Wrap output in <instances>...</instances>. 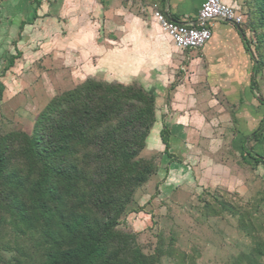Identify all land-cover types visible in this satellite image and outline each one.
Segmentation results:
<instances>
[{"label":"trees","instance_id":"1","mask_svg":"<svg viewBox=\"0 0 264 264\" xmlns=\"http://www.w3.org/2000/svg\"><path fill=\"white\" fill-rule=\"evenodd\" d=\"M242 4L257 74L264 70V0ZM155 98L135 82L86 79L53 97L29 134L0 135V264H158L167 255L160 245L144 254L136 234L118 228L159 170L154 158L140 156L156 123ZM159 136L162 154L175 159L168 128ZM246 154L245 163L264 165V157ZM6 232L27 238L34 253L16 248L5 259ZM239 258L264 264V245Z\"/></svg>","mask_w":264,"mask_h":264},{"label":"rangeland","instance_id":"2","mask_svg":"<svg viewBox=\"0 0 264 264\" xmlns=\"http://www.w3.org/2000/svg\"><path fill=\"white\" fill-rule=\"evenodd\" d=\"M74 24V31H69L58 21L55 33H45L49 38L31 40L21 48L23 56L15 44L0 55V135L29 134L36 116L53 97L86 79L120 83L111 80L107 69L84 61L90 42L82 37L79 21ZM170 115L156 106V123L140 156L154 158L159 170L136 193L133 211L118 228L135 233L146 255L160 245L167 255L158 264H244L241 255L250 253L255 243L264 245V165L231 155L230 143L208 146L212 132L203 129H197L200 135L195 136L188 130L190 142L194 141L188 147L197 149L196 155H177L174 147L170 152L176 158L170 160L162 154L159 136ZM168 130L169 141L178 138L180 131ZM180 133L189 140L186 131ZM223 204L232 213L223 211ZM3 243L11 248L5 259L17 255L16 248L29 254L35 250L27 238L15 240L8 232Z\"/></svg>","mask_w":264,"mask_h":264},{"label":"crops","instance_id":"3","mask_svg":"<svg viewBox=\"0 0 264 264\" xmlns=\"http://www.w3.org/2000/svg\"><path fill=\"white\" fill-rule=\"evenodd\" d=\"M204 1L0 0V55L15 44L23 56L21 48L31 40L49 38L45 33H55L58 21L69 31L79 21L82 37L90 42L82 55L84 61L107 69L104 72L113 81L140 84L156 97L160 112L170 111L172 118H165L164 126L187 132L188 141L179 137L180 132L169 141L177 155H196L197 149L188 147L194 142L188 130L195 136L200 135L197 129H203L206 134L212 132L210 147L227 142L231 155L248 151L261 156L264 70L254 72L247 50L243 0H222L243 21L239 25L216 22L209 41L197 50L176 49L152 15L155 6L167 18L191 24Z\"/></svg>","mask_w":264,"mask_h":264},{"label":"built area","instance_id":"4","mask_svg":"<svg viewBox=\"0 0 264 264\" xmlns=\"http://www.w3.org/2000/svg\"><path fill=\"white\" fill-rule=\"evenodd\" d=\"M152 15L173 46L181 51L203 47L211 38L212 28L218 21L235 25L243 21L242 15L222 0H205L197 11L195 22L191 24L173 21L155 10V6Z\"/></svg>","mask_w":264,"mask_h":264}]
</instances>
